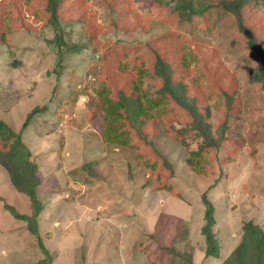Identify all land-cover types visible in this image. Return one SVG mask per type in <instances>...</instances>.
I'll return each instance as SVG.
<instances>
[{"label":"rangeland","instance_id":"rangeland-1","mask_svg":"<svg viewBox=\"0 0 264 264\" xmlns=\"http://www.w3.org/2000/svg\"><path fill=\"white\" fill-rule=\"evenodd\" d=\"M222 1L63 0L57 29L45 0H0V119L29 149L43 205L35 235L0 163V264H223L244 225L264 230L261 60ZM242 15L263 49L264 0ZM156 50L192 110L161 95Z\"/></svg>","mask_w":264,"mask_h":264},{"label":"trees","instance_id":"trees-1","mask_svg":"<svg viewBox=\"0 0 264 264\" xmlns=\"http://www.w3.org/2000/svg\"><path fill=\"white\" fill-rule=\"evenodd\" d=\"M47 3V15L50 18L51 24L57 28L61 29L59 25V19L63 12L62 1L63 0H45ZM257 0H223L220 6L232 14L237 23L239 31L244 34L248 40L249 49L261 60L259 69L256 70V80L264 86V48H261V44L258 43L257 34L250 30L249 27L244 25L243 11L245 7L249 6L251 3ZM66 12V11H65ZM61 36V35H60ZM57 36V42H63L62 36ZM174 53V52H172ZM157 62V68L159 69V74L156 75V79L163 80V87L161 89V95L168 94L170 99L176 100L178 103L182 104L184 108L190 110L193 107L190 103L186 102L176 91V88L172 83V62L169 63L165 59V53L160 50L151 53ZM175 54V53H174ZM176 56V54H175ZM169 67V68H168ZM46 110L45 107L34 108L26 117V120L22 126L23 130L31 123L32 119ZM195 112V111H194ZM195 118H201L196 112L194 114ZM202 120H195L196 125L202 124ZM204 126V125H203ZM202 132H207L206 129H202ZM12 140V143L6 147V152L0 151V163L7 169L11 184L21 193L25 194L32 203L33 213L32 215H22L16 212L12 206H8L10 212L16 219L25 221L27 223V228L29 231L35 235H39L37 229V219L43 210L42 202L38 196V186L40 184V179L37 176L38 167L34 162L30 160L31 153L27 146L23 143L20 134H16L3 120L0 119V138L4 136ZM209 140H213L212 137H207ZM218 139L213 142V144L220 147L224 144H228L224 139ZM203 203L205 206V225L201 229L202 235L205 237L206 243V256L207 257H218L219 256V245L216 237L213 233V226L215 224V207L211 201L203 195ZM18 213V214H17ZM45 254L48 256V251L41 245ZM223 264H264V230L252 223H247L244 225V235L242 242L233 250L231 255L225 259Z\"/></svg>","mask_w":264,"mask_h":264},{"label":"crops","instance_id":"crops-1","mask_svg":"<svg viewBox=\"0 0 264 264\" xmlns=\"http://www.w3.org/2000/svg\"><path fill=\"white\" fill-rule=\"evenodd\" d=\"M16 224V223H15ZM14 226L15 225H9V231H10V229H12V228H14ZM15 232H13L12 233V231H10V232H8V236H7V234H6V236H4V238L5 239H8L9 240V238L10 239H12V240H14V241H18L19 239H20V236H18V235H16V234H14ZM20 241H21V239H20ZM19 250H21V249H19ZM0 254H1V256H4L5 258H9V249H6V248H3V249H1L0 250ZM20 256V255H19Z\"/></svg>","mask_w":264,"mask_h":264}]
</instances>
